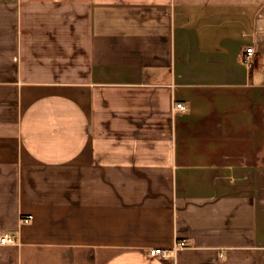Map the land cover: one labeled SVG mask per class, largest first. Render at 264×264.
Masks as SVG:
<instances>
[{
	"label": "crops",
	"instance_id": "0c3cea01",
	"mask_svg": "<svg viewBox=\"0 0 264 264\" xmlns=\"http://www.w3.org/2000/svg\"><path fill=\"white\" fill-rule=\"evenodd\" d=\"M4 234L0 264H264L261 0H0Z\"/></svg>",
	"mask_w": 264,
	"mask_h": 264
},
{
	"label": "built area",
	"instance_id": "2783aa9c",
	"mask_svg": "<svg viewBox=\"0 0 264 264\" xmlns=\"http://www.w3.org/2000/svg\"><path fill=\"white\" fill-rule=\"evenodd\" d=\"M256 55V51L254 46H249L245 49L244 55L242 57L244 63L248 66H252V62L254 60V57ZM176 109L184 111L186 110V106L183 103H177ZM32 221L31 215H26L22 218L23 224H29ZM0 244L1 245H17L18 240L17 238L12 234H4L0 236ZM185 245L184 241H181L177 244V247H183ZM150 254L152 256H159L163 260H169L173 257V252L170 249L163 248V247H157L150 250Z\"/></svg>",
	"mask_w": 264,
	"mask_h": 264
},
{
	"label": "rangeland",
	"instance_id": "374dc122",
	"mask_svg": "<svg viewBox=\"0 0 264 264\" xmlns=\"http://www.w3.org/2000/svg\"><path fill=\"white\" fill-rule=\"evenodd\" d=\"M262 6H264V0H261Z\"/></svg>",
	"mask_w": 264,
	"mask_h": 264
}]
</instances>
